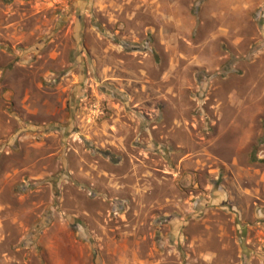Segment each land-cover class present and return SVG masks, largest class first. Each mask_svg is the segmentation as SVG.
I'll list each match as a JSON object with an SVG mask.
<instances>
[{
	"label": "rangeland",
	"instance_id": "374dc122",
	"mask_svg": "<svg viewBox=\"0 0 264 264\" xmlns=\"http://www.w3.org/2000/svg\"><path fill=\"white\" fill-rule=\"evenodd\" d=\"M0 264H264V0H0Z\"/></svg>",
	"mask_w": 264,
	"mask_h": 264
}]
</instances>
